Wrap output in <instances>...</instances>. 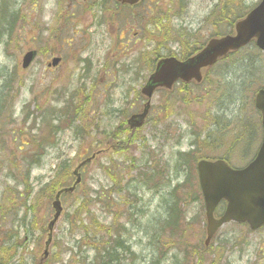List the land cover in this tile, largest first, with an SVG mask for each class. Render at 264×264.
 Segmentation results:
<instances>
[{
    "label": "rangeland",
    "instance_id": "1",
    "mask_svg": "<svg viewBox=\"0 0 264 264\" xmlns=\"http://www.w3.org/2000/svg\"><path fill=\"white\" fill-rule=\"evenodd\" d=\"M259 1L145 0L127 12L110 0H0L11 15L0 33V249L8 248L6 264L39 262L50 218L36 220L52 209L50 186L43 185L62 165L59 145L70 160L63 163L67 170L84 148L86 157L93 149L109 151L85 168L82 185L66 200V216L80 204L83 214L59 221L45 264H99V250L117 240L124 246L117 264H264V229L227 225L205 250L195 168L206 156L235 167L254 158L262 128L253 100L264 85V52L243 50L201 87L158 92L148 124L135 132L126 124L143 103L140 92L158 55L184 57L212 35L228 33L231 21ZM34 43L41 51L51 45L68 64L54 74L58 91L50 99L40 95L41 107L33 92L53 74L44 78L37 67L26 73L21 67ZM34 138L49 148L30 179L20 172L21 157Z\"/></svg>",
    "mask_w": 264,
    "mask_h": 264
},
{
    "label": "water",
    "instance_id": "2",
    "mask_svg": "<svg viewBox=\"0 0 264 264\" xmlns=\"http://www.w3.org/2000/svg\"><path fill=\"white\" fill-rule=\"evenodd\" d=\"M134 2L136 0H124ZM255 40L257 46L264 50V0L245 18L235 24L234 35L211 39L206 47L195 54L189 61L181 63L174 58L159 61L155 73L151 76L148 85L143 89V94L151 98L158 87L168 90L173 88L175 81L179 78L184 81H202L203 71L210 68L219 59L234 52L250 41ZM33 57L30 53L25 58V66ZM257 106L263 111L264 120V90L257 95ZM149 107V104L147 105ZM148 108L142 115L132 118V126H140L144 122ZM202 181L205 184L206 195V217H207V241L209 244L218 228L230 220L248 221L252 228H257L264 223V146L256 160L248 169L240 172L231 171L222 161L199 163ZM77 180L75 185L61 190L56 197L53 206L56 210L54 219L50 223L52 230L55 222L61 214L62 207L60 196L63 191H74L81 178L76 170ZM221 198L230 201L229 207L219 219L214 217V208ZM51 233L47 246L51 242Z\"/></svg>",
    "mask_w": 264,
    "mask_h": 264
},
{
    "label": "flooded vegetation",
    "instance_id": "3",
    "mask_svg": "<svg viewBox=\"0 0 264 264\" xmlns=\"http://www.w3.org/2000/svg\"><path fill=\"white\" fill-rule=\"evenodd\" d=\"M114 7L118 8V10H120V11H127V12L134 11L133 6H129L130 8H128L125 6L116 5ZM49 46H50V48L47 50H44V51H41L38 45H36V49H35L37 52V57H36L35 61L32 63V66H35V65L38 66L37 72L40 76L44 74L47 77L48 74H50V75L53 74L52 75L53 77H51V79L48 80L47 85L41 86V82L38 83V87L34 91L36 101H38V98L42 94L47 95L48 99H50V92L58 91V89L54 87V84L58 83L60 80L57 79L58 75H54V74H60L59 72H56V71H59L61 68L62 69L68 68V64L64 63V56L61 54L57 56L56 55L57 52H55L56 50L51 49V47H52L51 45H49ZM47 52H50V55L47 57H45V56L43 57L42 53H47ZM40 58L41 59L43 58V59L39 62ZM54 58L59 59L58 64H53L52 61ZM150 75H151V72L149 73V76ZM149 76H148V78H149ZM98 78H99V71H98ZM148 78H147V80H148ZM61 79L62 80L64 79L63 74L61 75ZM98 87H99V83H98ZM60 91L65 92V86ZM58 133H60V131H58ZM54 139L56 140V136H54ZM48 148H49V145L44 146V144H42L40 147H38L36 154L38 156L44 157L48 154ZM64 148H65V145H63L62 147L59 145V147L56 148V150L58 151V153H57L58 157H66L67 154H65V153H67V151ZM41 157H39V158H41ZM70 178H71V176H69V180H70Z\"/></svg>",
    "mask_w": 264,
    "mask_h": 264
},
{
    "label": "trees",
    "instance_id": "4",
    "mask_svg": "<svg viewBox=\"0 0 264 264\" xmlns=\"http://www.w3.org/2000/svg\"><path fill=\"white\" fill-rule=\"evenodd\" d=\"M3 11L5 12L4 15H6V12H8L6 9ZM103 257L105 258V260L102 264H114L115 262L119 260V257H117V254L111 251H107L106 253H104Z\"/></svg>",
    "mask_w": 264,
    "mask_h": 264
}]
</instances>
